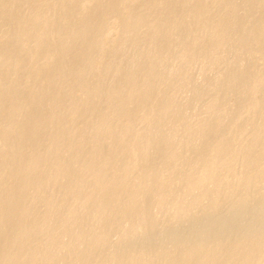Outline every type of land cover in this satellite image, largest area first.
Segmentation results:
<instances>
[{"label":"bare ground","instance_id":"bare-ground-1","mask_svg":"<svg viewBox=\"0 0 264 264\" xmlns=\"http://www.w3.org/2000/svg\"><path fill=\"white\" fill-rule=\"evenodd\" d=\"M0 264H264V0H0Z\"/></svg>","mask_w":264,"mask_h":264},{"label":"rangeland","instance_id":"rangeland-1","mask_svg":"<svg viewBox=\"0 0 264 264\" xmlns=\"http://www.w3.org/2000/svg\"><path fill=\"white\" fill-rule=\"evenodd\" d=\"M121 56H122V55H121ZM121 56H119V57L116 56V57H118V59H115L116 57L114 58V60H116V61H114V67H115V66H116V67H117V66H121V65L124 63V56H122L123 58H122ZM121 58H122V59H121ZM119 59H121L122 61L119 60ZM117 62H118V63H117ZM119 62L122 63V64H120ZM119 64H120V65H119ZM195 70H196V69H195ZM112 74H113V71L111 70L110 73L107 75L108 77L106 76V77L102 80V83H103L102 85H103V88H104L105 91H108V90L110 89V87H108V86H111V88H112V87H113V84H115V82H116L115 79H114V81H113L114 76H110V75H112ZM111 77H112V80H111ZM104 80H105V81H104ZM108 80H109V81H108ZM106 81H108V82H106ZM112 81H113V83H112ZM104 83H105V84H104ZM109 83H110V85H109ZM106 84H107L108 86H107ZM107 88H108V89H107ZM106 89H107V90H106ZM179 96L181 97V95H178L176 99H180V98H178ZM56 184H57V180H56ZM48 190H49V191L53 190V191H52V192H54L53 196H54V195L57 196V195H56L57 192H55V189H54V188H53V189H48ZM49 191H48L47 193L50 194V196H52V192L50 193ZM56 191H57V190H56ZM70 203H71V202H70ZM254 203L258 205V203H256V202L251 203V204H250V207L253 208V209L257 207V205L255 206ZM67 205H68V204H67ZM252 205H253V206H252ZM250 207H248V208H250ZM249 210H250V209H249ZM252 212H253V211H249L248 214H247V213L243 214V215L241 216L242 219L239 217V219H238V223H242V222L244 223V220L246 221V220L251 216ZM158 214H159V213H157V216H158L159 218H161ZM245 215H247V216H245ZM244 216H245V218H243ZM243 219H244V220H243ZM256 219L258 220L259 218H256ZM239 220H240V221H239ZM161 221H162V220H161ZM161 221H160V222H161ZM164 221H165V223L162 221L163 223H161V224H166V220H164ZM184 225H185V224H183V226H184ZM183 226L181 225V226L179 227V229L176 228L175 230H174V229L171 230V233H170V234L177 233L178 230L182 229L181 227H183ZM185 226H186V225H185ZM185 226H184V227H185ZM177 229H178V230H177ZM176 230H177V232H176ZM172 231H174V232H172ZM180 231H181V230H180Z\"/></svg>","mask_w":264,"mask_h":264}]
</instances>
